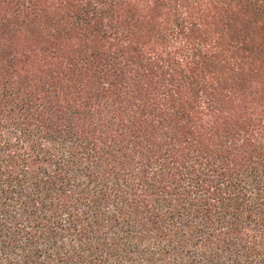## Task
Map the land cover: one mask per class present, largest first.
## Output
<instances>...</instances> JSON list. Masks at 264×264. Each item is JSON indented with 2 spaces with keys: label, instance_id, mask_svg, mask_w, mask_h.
<instances>
[{
  "label": "trees",
  "instance_id": "1",
  "mask_svg": "<svg viewBox=\"0 0 264 264\" xmlns=\"http://www.w3.org/2000/svg\"><path fill=\"white\" fill-rule=\"evenodd\" d=\"M0 264H264V0H0Z\"/></svg>",
  "mask_w": 264,
  "mask_h": 264
}]
</instances>
